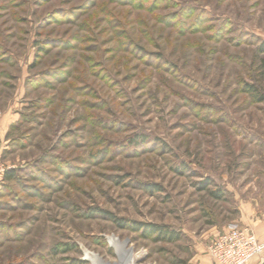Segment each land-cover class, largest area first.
Listing matches in <instances>:
<instances>
[{
	"label": "rangeland",
	"instance_id": "374dc122",
	"mask_svg": "<svg viewBox=\"0 0 264 264\" xmlns=\"http://www.w3.org/2000/svg\"><path fill=\"white\" fill-rule=\"evenodd\" d=\"M263 40L264 0H0V264H183L264 213Z\"/></svg>",
	"mask_w": 264,
	"mask_h": 264
},
{
	"label": "built area",
	"instance_id": "2783aa9c",
	"mask_svg": "<svg viewBox=\"0 0 264 264\" xmlns=\"http://www.w3.org/2000/svg\"><path fill=\"white\" fill-rule=\"evenodd\" d=\"M6 169L0 159V186ZM263 250L264 243L258 240L254 231L236 221L228 223L206 247L207 254L217 264H247Z\"/></svg>",
	"mask_w": 264,
	"mask_h": 264
},
{
	"label": "crops",
	"instance_id": "0c3cea01",
	"mask_svg": "<svg viewBox=\"0 0 264 264\" xmlns=\"http://www.w3.org/2000/svg\"><path fill=\"white\" fill-rule=\"evenodd\" d=\"M236 220L240 224L250 227L258 240L264 243V213L257 210L251 202L243 201L239 204ZM221 229L223 230L224 226ZM221 229L213 226L209 231H205L204 236L216 235ZM206 247L207 243L204 241L194 242L190 247L191 254L188 255L183 264H217L207 254ZM263 261L264 250L261 255L252 258L247 264H262Z\"/></svg>",
	"mask_w": 264,
	"mask_h": 264
},
{
	"label": "trees",
	"instance_id": "16d2710c",
	"mask_svg": "<svg viewBox=\"0 0 264 264\" xmlns=\"http://www.w3.org/2000/svg\"><path fill=\"white\" fill-rule=\"evenodd\" d=\"M258 51L261 53H264V40L260 42V45L258 46ZM261 67H262V72L264 73V59L261 60ZM264 96L259 94L257 96L256 101H261L263 100ZM14 177V170L10 169L7 170L4 173V181L6 180H11ZM206 185L202 186V188H205ZM212 195L216 199H220L221 194L218 192H213ZM105 218L108 220H111L114 222L117 227L122 228V229H129L134 232H138L141 234V236L145 238H154V240L157 241H172L174 240V235L173 231L168 230L166 226L155 224V223H150V222H141V221H127L122 218H116L115 216L106 213L104 214ZM185 261H181V263H184ZM264 264V261L262 262Z\"/></svg>",
	"mask_w": 264,
	"mask_h": 264
},
{
	"label": "bare ground",
	"instance_id": "6f19581e",
	"mask_svg": "<svg viewBox=\"0 0 264 264\" xmlns=\"http://www.w3.org/2000/svg\"><path fill=\"white\" fill-rule=\"evenodd\" d=\"M110 242L113 243V245H115L117 247V249L119 248V246L117 245L116 241L113 239V238H110ZM85 259H90L92 264H98V259L97 257L92 254V253H89V252H85ZM131 260H129L128 264H131Z\"/></svg>",
	"mask_w": 264,
	"mask_h": 264
}]
</instances>
